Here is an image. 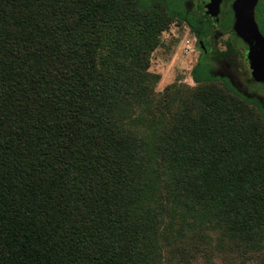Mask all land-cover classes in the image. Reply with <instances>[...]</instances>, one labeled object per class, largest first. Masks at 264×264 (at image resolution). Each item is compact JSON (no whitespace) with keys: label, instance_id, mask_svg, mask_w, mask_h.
Returning a JSON list of instances; mask_svg holds the SVG:
<instances>
[{"label":"trees","instance_id":"1","mask_svg":"<svg viewBox=\"0 0 264 264\" xmlns=\"http://www.w3.org/2000/svg\"><path fill=\"white\" fill-rule=\"evenodd\" d=\"M173 3L0 0V264H264V113L155 92Z\"/></svg>","mask_w":264,"mask_h":264},{"label":"flooded vegetation","instance_id":"2","mask_svg":"<svg viewBox=\"0 0 264 264\" xmlns=\"http://www.w3.org/2000/svg\"><path fill=\"white\" fill-rule=\"evenodd\" d=\"M179 1L184 21L196 20L200 25L195 34L200 51L197 65L218 81L227 83L239 95L257 102L264 113V81L254 79L247 57L249 48L233 34L235 18L232 5L235 0H219L214 16L199 11L200 0ZM253 14L258 31L264 38V0H257Z\"/></svg>","mask_w":264,"mask_h":264},{"label":"rangeland","instance_id":"3","mask_svg":"<svg viewBox=\"0 0 264 264\" xmlns=\"http://www.w3.org/2000/svg\"><path fill=\"white\" fill-rule=\"evenodd\" d=\"M174 7L180 6L173 0ZM200 51L196 36L186 22H174L161 34L160 46L152 53L149 72L158 76L155 92H162L170 84L178 83L193 86L191 70L197 65Z\"/></svg>","mask_w":264,"mask_h":264},{"label":"water","instance_id":"4","mask_svg":"<svg viewBox=\"0 0 264 264\" xmlns=\"http://www.w3.org/2000/svg\"><path fill=\"white\" fill-rule=\"evenodd\" d=\"M257 0H235L233 34L245 42L249 48L248 60L251 64L254 79L264 81V38L254 22L253 9ZM219 0H200L199 11L204 15L214 16ZM210 17V16H209Z\"/></svg>","mask_w":264,"mask_h":264}]
</instances>
